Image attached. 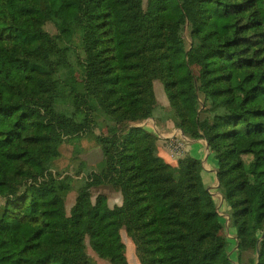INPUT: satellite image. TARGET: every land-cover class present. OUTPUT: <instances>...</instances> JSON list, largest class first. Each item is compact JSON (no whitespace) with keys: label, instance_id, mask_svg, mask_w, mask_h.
I'll list each match as a JSON object with an SVG mask.
<instances>
[{"label":"trees","instance_id":"16d2710c","mask_svg":"<svg viewBox=\"0 0 264 264\" xmlns=\"http://www.w3.org/2000/svg\"><path fill=\"white\" fill-rule=\"evenodd\" d=\"M79 21L84 93L67 94L61 74ZM155 81L175 127L206 141L217 163L234 259L200 161L176 170L154 134L119 137V125L156 113ZM98 111L110 119L107 149L67 216L68 189L46 176ZM102 185L122 207L103 195L92 203ZM0 200V264H92L80 253L86 237L100 260L127 264L123 229L140 264H264V0H0Z\"/></svg>","mask_w":264,"mask_h":264},{"label":"rangeland","instance_id":"374dc122","mask_svg":"<svg viewBox=\"0 0 264 264\" xmlns=\"http://www.w3.org/2000/svg\"><path fill=\"white\" fill-rule=\"evenodd\" d=\"M143 2L145 5L146 0H143ZM45 31L51 36H55L57 34L54 26L51 23L46 24ZM82 36H83V24L81 21H79L77 24L74 45L71 46L67 58L69 62V69L63 74H61V80L64 85V91L67 94L84 93L83 73H82V68L80 67V62L82 58H81L80 48L78 47V45L81 42ZM184 36L186 41L189 43L190 40L186 32ZM195 72L196 74H198L199 69L196 68ZM155 88L157 90V96L155 94ZM153 90L157 104V110L154 116L151 118V120H154L157 123V125L158 124H164V125L161 127L163 132L158 133L154 127H152V130L156 131L157 135L154 134L156 137L158 136L159 138H161V140H164V142H166L168 150L171 152L173 159L175 160L177 159L176 163H174L175 166L169 164L168 165L176 170L181 169L184 166L185 159L192 158L189 155H184V153L186 152L185 149L187 147L185 145L186 140L190 138L184 136L182 131L175 127L176 121L174 116V110L170 106L163 84L160 81H155L153 83ZM163 97L166 98L167 101L166 107H162L160 104V98ZM94 117H95V126L91 133L84 136L72 137L71 139L68 138L64 141L63 144L60 145V147L58 148L59 156L55 159L52 169L49 171V173L46 176V178L49 176L54 178L60 186L68 189L67 198L65 200V213L67 216H70L71 210L75 206L76 199L78 197L79 183L85 179L84 172L88 168L94 169V171H96L97 170L96 167L102 161L105 149H107V143L105 142L100 143L99 140L100 138H102L103 140L107 137L108 135L107 127L110 124V119L104 112L101 111H98ZM144 126L146 125H144L142 122L119 125L118 126L120 129L119 137L123 139L126 137V135L128 134L131 128L143 129ZM171 129L177 133V136H175V138L172 139H164L163 136L168 135L169 134L168 130ZM179 135L182 138H180ZM54 137L59 138V135L54 134ZM209 156L214 159L211 152ZM213 165H214L213 166L214 170H217L216 161L214 162ZM201 175H202V164H201ZM174 181L175 184H179L181 182H184L185 180L183 177H180L178 174H175ZM90 192H91V201L93 204L95 203V200L98 196L103 195L105 196L107 200V205L110 209L120 208L123 205V195L120 192L114 191L108 185L95 187L91 189ZM209 193H212L211 195L212 201L216 207V212L218 213L221 222L224 226L222 236L228 240L229 243L228 251L230 252L231 258L234 259L236 255L235 252L237 247L236 232L230 223L229 207L224 201V198L221 194V190L219 188V184L216 193L212 191H209ZM3 204H4V200H0V206H2ZM121 238L126 248L127 264H140L137 257L136 246L132 241V239L128 237L125 229L121 231ZM261 239H264V235L261 237ZM80 253L81 255L86 256L91 261L92 264H109L106 261L100 260L96 256L94 251L90 248L88 237H86L85 247L80 251ZM249 258H251V254L245 253L244 254L245 262Z\"/></svg>","mask_w":264,"mask_h":264},{"label":"crops","instance_id":"0c3cea01","mask_svg":"<svg viewBox=\"0 0 264 264\" xmlns=\"http://www.w3.org/2000/svg\"><path fill=\"white\" fill-rule=\"evenodd\" d=\"M155 94L157 96L156 88H155ZM160 104L162 107H166L167 106L166 98H164V97L160 98ZM142 123L144 125H146L143 127V129L149 133H153V134L157 135L155 130H157L158 133L163 132L161 127L164 124H158L157 125V123L151 119H148ZM155 125L157 128L155 127ZM152 127H154L155 130H152ZM168 131H169V134L166 136H163L164 139H172V138H175V136H177V133L174 130L171 129ZM179 137H180V135H179ZM180 138H182V137H180ZM185 145L187 147L185 149L186 152L184 153V155H189L190 157H192L196 160H199L202 164L201 178H202L204 188L206 189V191L208 193H209V191L216 193V191L218 189V180H217V170H214V168H213V166H214L213 164L215 162V159H213L212 157L209 156L210 151L208 150L206 142L204 140L187 139ZM157 150H158V155L167 164L174 165V163H176L177 159L176 160L173 159L171 152L168 150L166 142H164V140H161V138H159V141L157 144ZM209 195L211 196L212 193H209Z\"/></svg>","mask_w":264,"mask_h":264}]
</instances>
